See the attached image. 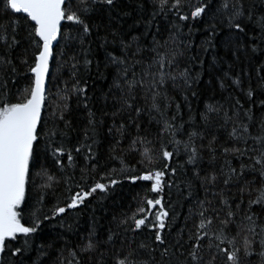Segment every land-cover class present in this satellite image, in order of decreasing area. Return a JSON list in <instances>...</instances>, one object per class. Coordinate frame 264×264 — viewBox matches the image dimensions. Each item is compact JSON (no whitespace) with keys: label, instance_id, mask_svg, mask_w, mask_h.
<instances>
[{"label":"snow or ice","instance_id":"1","mask_svg":"<svg viewBox=\"0 0 264 264\" xmlns=\"http://www.w3.org/2000/svg\"><path fill=\"white\" fill-rule=\"evenodd\" d=\"M124 3L3 0L0 264H264V0ZM113 13L117 20L135 16L130 29L105 24L101 17L110 24ZM197 24L206 33L198 45ZM221 45L231 61L219 55ZM93 71L111 81L99 98L88 87ZM203 91L213 95L194 111ZM98 99L101 116L111 117L105 134L115 141L112 151L128 139L145 169L129 168L125 178L150 182L157 195L145 196L136 213L120 220L123 239L112 229L101 238L93 223L83 234L68 225L71 235L37 243L47 221L63 227L68 210L82 211L94 193L112 195L122 183L108 176L107 184L96 182L43 210L46 190L60 182L49 160L64 172L62 157L75 168V153L83 157L82 174L99 167L97 137L106 122L97 119ZM73 105L87 113L74 145ZM37 178L39 208L32 204ZM141 232L150 239L137 244Z\"/></svg>","mask_w":264,"mask_h":264},{"label":"trees","instance_id":"2","mask_svg":"<svg viewBox=\"0 0 264 264\" xmlns=\"http://www.w3.org/2000/svg\"><path fill=\"white\" fill-rule=\"evenodd\" d=\"M129 0H125V3L121 5V7H127ZM3 0H0V7H2ZM113 20L109 24L107 16H102L103 22L108 24L110 28L117 29L119 28L121 31H127L130 29V26L133 24L135 20V16L132 17H122L120 19H116V13H113ZM201 30L194 34V39L196 44L198 45L201 40H203L206 33L203 31V27L199 24L196 25ZM163 27V25H162ZM141 27L139 30H133L132 34H137L138 31H142ZM186 31V29H185ZM221 33V36L217 40V44H219L221 39H224L225 32ZM93 49L95 50V44H93ZM218 53L220 56H223L225 61H231L232 57L230 55H226V49L221 45L218 48ZM98 58H103V52L95 53ZM206 59L211 60V56H208ZM227 63L224 64V68H227ZM64 76L67 77V69H65ZM96 74L93 71L91 77L88 78V87L90 93L94 92L97 98L101 97L102 93H106L108 87L111 83L110 79L103 80L99 78H95ZM213 93L211 91H203L201 96L194 101L193 109L194 111L199 109L203 110V105L205 102H208V97L212 96ZM220 96L219 91L215 93V97L218 99ZM214 102V101H213ZM104 107V103L102 100L97 101L95 104L94 110L97 113V119L100 120L103 118L105 120V124L100 125L99 127V135L97 137L98 143L96 145V155L98 157L97 167L92 172H85L82 174L81 167L84 165V160L82 155H76L77 165L75 168L68 167L67 158L62 157V160L65 164L66 170L64 172L60 171L58 167L51 165V160H49V172L60 182L58 184L54 183L51 189L46 190V197L44 201L43 210L47 212L51 207L55 204L59 203L63 206L70 195L75 192L81 191V189H88L93 186L96 182L100 183H108L107 177L113 176L122 181V183L116 185L114 194L108 195L105 193H94L92 197L86 201L87 207H83L81 209L68 210L65 214V218L61 221V224H55L54 221H47V227L44 229V232L41 233L40 238L37 239V243L42 242V240H47L49 237H54L58 233L71 235L67 231L68 225H72L74 231H79L81 234L85 233L92 225L95 224L98 235L103 238L107 235L109 229L113 231L120 232V238H124L123 227L120 225V220L127 214L131 216L133 213L137 212V208L140 206L142 199L147 196L148 198H153L157 194L152 193L147 185L150 182L138 181L136 184H132L128 181L125 176L131 173L128 172L129 168H139L140 171H144L139 164V156L135 151L129 149V140L125 139L121 142V145L115 148V151H112V147L115 144L114 139L107 136L105 134V129L107 126L111 124V117L101 116V109ZM108 109H111V101H109L107 105ZM73 125L76 131H73L70 134V144H76L77 138L82 139V129L86 126L87 123V113L85 111L76 110L73 105ZM186 111V110H185ZM187 118V117H185ZM226 137V133H221V140H224ZM112 157H116L113 159ZM123 160L125 162L124 165H121L120 161ZM124 168V171L121 172L120 169ZM113 169H116V172H113ZM83 175V178H82ZM71 176L73 179L71 181L66 182L67 177ZM104 177V179H102ZM165 179H169L168 176ZM39 185L40 180L37 178V187L32 190V204L34 207L39 208V205H36V197L39 196ZM69 187H71V192L69 191ZM169 189H165V192L161 195L167 197ZM173 200H175V190H172ZM167 204V199L162 201ZM145 207H147L145 205ZM159 206H157V209ZM157 209H152L155 212ZM179 210V209H178ZM186 215V209L182 211V217ZM177 222V227L183 224V218ZM59 219V218H58ZM131 223V221H129ZM55 224V226H53ZM175 232V229H173ZM128 238L131 239L132 233L127 234ZM150 236L147 232H141L136 236V243L138 244L141 240H148ZM36 255L35 252L30 253V256L34 258ZM67 255V253H65ZM4 259L6 261L11 260V257L5 256ZM257 258L253 257V261L255 262Z\"/></svg>","mask_w":264,"mask_h":264}]
</instances>
